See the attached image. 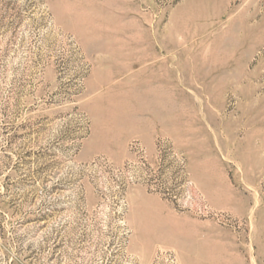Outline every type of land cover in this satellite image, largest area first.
Listing matches in <instances>:
<instances>
[{
  "label": "rangeland",
  "instance_id": "rangeland-1",
  "mask_svg": "<svg viewBox=\"0 0 264 264\" xmlns=\"http://www.w3.org/2000/svg\"><path fill=\"white\" fill-rule=\"evenodd\" d=\"M0 264H264V0H0Z\"/></svg>",
  "mask_w": 264,
  "mask_h": 264
}]
</instances>
